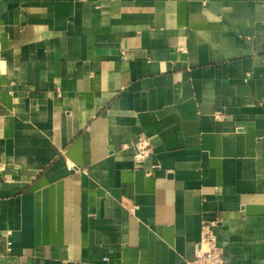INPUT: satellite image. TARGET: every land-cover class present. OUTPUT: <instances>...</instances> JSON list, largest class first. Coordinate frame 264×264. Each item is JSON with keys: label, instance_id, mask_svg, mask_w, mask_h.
Segmentation results:
<instances>
[{"label": "crops", "instance_id": "obj_1", "mask_svg": "<svg viewBox=\"0 0 264 264\" xmlns=\"http://www.w3.org/2000/svg\"><path fill=\"white\" fill-rule=\"evenodd\" d=\"M204 225L264 264V0H0V264H186Z\"/></svg>", "mask_w": 264, "mask_h": 264}, {"label": "built area", "instance_id": "obj_2", "mask_svg": "<svg viewBox=\"0 0 264 264\" xmlns=\"http://www.w3.org/2000/svg\"><path fill=\"white\" fill-rule=\"evenodd\" d=\"M135 158L137 164L144 163L153 154V145L150 139L139 137L134 144ZM8 235L11 232L7 233ZM9 247L11 243L8 244ZM186 264H228L222 253V249L217 245V238L211 226L202 227L201 239L195 248L194 258Z\"/></svg>", "mask_w": 264, "mask_h": 264}]
</instances>
